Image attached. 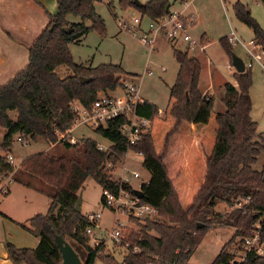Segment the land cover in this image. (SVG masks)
<instances>
[{"label":"trees","instance_id":"16d2710c","mask_svg":"<svg viewBox=\"0 0 264 264\" xmlns=\"http://www.w3.org/2000/svg\"><path fill=\"white\" fill-rule=\"evenodd\" d=\"M56 1V12L48 14L46 26L28 48L27 64L0 86V127L5 130L0 142V177L14 172V166L7 161L14 134L56 142V132L66 131L74 120L69 103L78 100L89 106L98 91H114L125 73L117 64L76 63L69 51V44L79 42L92 28L104 31V21L94 7L96 0ZM120 3L137 7L142 15L153 20L169 13L172 6L167 0H148L140 5L131 0ZM234 12L251 28L253 42L264 50V31L247 6L237 1ZM68 15L79 16L80 21L71 22ZM86 20L90 21L89 26ZM223 42L228 47L225 38ZM172 53L178 71L163 115L146 100L137 105L136 113L149 118L151 128L132 147L142 153V166L149 173L148 182L141 186L139 201L155 207L158 216L164 219L148 220L142 230L131 234V245L122 264H189L192 251L212 226L234 229L212 264H264V255L253 251L237 262L228 248L236 238L240 243L244 236L252 234L258 222V234L264 241V161L260 168H255L258 156L264 153V137L256 139L257 123L250 115L251 73L247 68L234 73L239 87L224 84L221 100L225 109L217 112L213 96L198 89L199 60L176 46L172 47ZM63 65L70 74L61 77L56 68ZM79 76L92 79L82 84ZM124 121L115 117L94 129L98 136L112 143L107 151L98 150L97 141L82 138L73 144L63 143L79 155L65 157L39 151L22 159L21 171L49 186L50 190L42 188L41 192L50 203L46 213L35 214L26 224H20L38 237L35 248L6 242L8 257L14 264H58L61 261L55 242L58 234L67 238L74 249V245L85 249L84 264H94L97 257L105 264H117L113 257L100 255L102 244L89 245L85 233L89 224L86 216L75 210V203L88 178L102 190L131 191L127 183L113 178L106 169L108 162H120L125 155L127 147L119 130ZM168 170L177 185H173ZM244 199L247 202L229 213L215 210L219 203L233 205ZM132 246L139 251L133 252Z\"/></svg>","mask_w":264,"mask_h":264},{"label":"rangeland","instance_id":"374dc122","mask_svg":"<svg viewBox=\"0 0 264 264\" xmlns=\"http://www.w3.org/2000/svg\"><path fill=\"white\" fill-rule=\"evenodd\" d=\"M133 3L135 0H131ZM140 4H144L148 0H136ZM174 10L190 13L195 18V23L191 29V34L196 39L203 37L201 44L204 47L198 46L193 49H187L186 45L181 42H173V44L165 41L157 36L155 40L154 50L150 51L146 46L140 43L141 31L147 29L150 18L138 10L133 5L123 6L120 0H96L94 7L96 12L104 21V31L92 28L79 42H72L69 44V51L76 63H82L85 66H97L99 64H117L125 71L121 77L129 82H134L140 87V94L144 100L153 103L160 111L165 109L169 97L170 86L175 80L177 72V63L173 57L172 47L176 46L179 49L187 50L190 56L197 58L201 65L198 89L205 94L213 96V108L217 112H223L225 106L222 102L224 93L223 86L226 82L239 87L237 80L234 77L236 72L234 68L229 69L228 65H232V54L238 56L244 64L250 60L245 46L250 41L251 47L254 45L253 32L251 28L235 16L234 5L239 1L246 5L250 11L251 16L258 22L264 31V3L261 0H190L187 7L181 4L180 0H167ZM189 1V0H188ZM189 15V14H188ZM142 17V22L139 27H134L131 31H126L120 27L118 22L130 23L133 26L134 18ZM67 19L71 22H79L80 17L76 15H68ZM85 24L89 26L90 21L86 20ZM142 29V30H141ZM231 30H234L238 43H229L227 37ZM6 31H0V40L7 39ZM223 38L228 43V47L223 44ZM258 49V47H256ZM26 63L28 62V54H26ZM9 70L12 68L9 66ZM249 69L251 73L252 84L249 90L251 97V118L257 123V132L259 136L264 137V69L258 63H253ZM59 76L63 77L70 74V70L66 66H59L56 68ZM150 72V73H149ZM5 72L1 74V80H4ZM0 81V85L4 84ZM112 92V91H111ZM103 93L98 91L97 94ZM110 93V92H109ZM113 95L121 96V87L117 86L113 91ZM10 116L15 117L14 112H10ZM4 129L0 127V142ZM76 139L90 138L98 142H105L103 138L94 132V128L78 127L73 131ZM19 134L13 135L12 147L10 152L13 154L14 172L11 174L18 175L21 171L19 162L39 151H45L52 155H62L65 157H72L79 155V152L72 148H66L63 143L50 144L42 137L36 136L34 139H29L27 144L20 145ZM264 161V153L258 156L255 168H260ZM141 158L129 154L126 158L121 159L120 162L114 164L112 177L118 178L122 175L124 167L127 169L126 175L130 176V182L133 187H136L139 180L131 178L129 171L136 170L141 176L147 177L148 171L143 168ZM169 171V170H168ZM173 185H177L174 176L168 173ZM28 177L38 185H42L43 190L49 189V186L42 182L39 178L28 175ZM121 179V178H120ZM16 180L10 183V188L13 190ZM35 186V185H34ZM39 197L43 202H36V209L33 214H44L48 209V197L40 192ZM3 196L2 193H0ZM81 196V210L83 215L90 213L101 212L102 216L99 220V227H92L94 238L88 236L89 245L93 247L95 241L102 244L101 256L113 257L117 264H122V258L125 253L124 248H119L116 243L109 236V232L113 228L112 212L104 205L102 201V189L91 178L86 179L79 194ZM238 202V201H237ZM225 205L219 203L215 210L219 213H229L237 206ZM121 221L126 226L124 236L126 241H131L132 233H137L143 229L146 221L152 219H126L123 215H118ZM163 221L162 216L156 217ZM155 218V219H156ZM154 219V218H153ZM154 234L152 230H149ZM234 229L232 227L212 226L207 230L198 246L192 251L188 260L189 264H212L215 256L219 252L222 245L227 242L232 236ZM251 235V232L249 233ZM68 242L69 240L65 238ZM102 239V241H100ZM238 239L236 238L231 244H228L230 251L235 252L238 248ZM80 259H85V249L81 246L74 245ZM237 254V253H236ZM94 264H105V262L97 257Z\"/></svg>","mask_w":264,"mask_h":264},{"label":"built area","instance_id":"2783aa9c","mask_svg":"<svg viewBox=\"0 0 264 264\" xmlns=\"http://www.w3.org/2000/svg\"><path fill=\"white\" fill-rule=\"evenodd\" d=\"M181 4L185 7L191 2L190 0H180ZM142 22V17L134 18L133 26L130 23L118 22L120 27L126 31H131L134 27H139ZM195 23V18L192 15H188L182 11L170 10L169 13L159 17L155 20L150 19L147 29L141 31V36L139 38L140 43L146 46L150 51L154 50L155 40L157 36H160L167 42H181L186 45L187 49H193L198 46L201 48L200 39H196L191 34V29ZM227 40L229 43H238V37L234 30H231ZM252 41H250L245 46L246 52L250 58L247 64H244L246 68H251L253 63H258L262 69H264V50L256 45L251 47ZM258 47V49H256ZM229 69L234 68L232 65H228ZM235 70V69H234ZM150 73V72H149ZM121 87V96L113 95L110 93L97 94L94 101L89 106H84L78 100H73L69 103L70 110L74 114V120L71 126L63 132H56V142L46 140L50 144L54 143H70L76 142V137L73 131L78 127H89L98 128L99 126L105 125L109 120L115 117H122L125 119L124 123L119 128L121 135L125 139L126 152L123 158L129 156V154H134L141 158L142 153L137 150H133V146L136 145L141 137L145 135L151 128V120L144 116L138 115L136 113V107L144 102L141 94L140 87L134 82H129L125 78L121 77L118 83ZM161 116L162 111L158 110ZM21 137V136H20ZM29 141V138H20L19 144L25 145ZM111 142L106 141L101 143H96V147L100 151H107ZM13 154L7 155V161L16 166L13 160ZM142 164V162H141ZM114 164L108 162L106 164V169L112 174ZM127 169L124 167L122 175L116 179L121 182H125L130 186V190L120 188L117 193H112L108 190H102V201L104 205L112 212L113 215V228L109 232L110 238L114 243L117 244L119 248H124L125 253L129 251L130 241L125 240L124 230L126 226L124 222L118 217V215H123L126 219H153L158 217V211L155 207L148 203H140L139 198L134 194L135 189H141L144 183H147L149 176L144 177L136 170H131V178L139 180L136 187H133L130 182V176L126 175ZM121 178V179H120ZM12 182L11 174L5 177H0V193L5 194L8 192L9 184ZM248 199L242 200V202H247ZM236 205V204H235ZM241 202H237V206H240ZM88 221V226L85 228V233L88 236L94 238V233L92 227H99V220L101 219V212L90 213L85 215ZM255 229L251 235L244 236L240 243H238L237 251L233 252L234 260L237 262L243 261L245 255L248 252H255L258 255H264V241L261 240L258 230L260 228L259 222L256 223ZM102 241V239L100 240ZM100 244L99 242L94 243L93 247ZM132 251L137 252L139 248L137 246H132ZM237 253V254H236Z\"/></svg>","mask_w":264,"mask_h":264},{"label":"crops","instance_id":"0c3cea01","mask_svg":"<svg viewBox=\"0 0 264 264\" xmlns=\"http://www.w3.org/2000/svg\"><path fill=\"white\" fill-rule=\"evenodd\" d=\"M56 9V0H0V31L4 29L7 37L4 41L0 40V77L5 72L4 80L0 78V81L7 82L27 64L25 56L28 54V48L46 26L48 14H54ZM170 10H173L172 6ZM204 36H201V42ZM202 47L204 45L201 44ZM17 174L11 177L12 182L15 177L19 179L15 182L14 189L12 190L9 184L8 192L0 195V264H14L8 257L6 242L26 248H35L39 243L38 237L23 229L20 224H26L28 219L36 214H33L36 202H43L38 195L41 194L42 185L34 183L22 171Z\"/></svg>","mask_w":264,"mask_h":264},{"label":"water","instance_id":"95a60500","mask_svg":"<svg viewBox=\"0 0 264 264\" xmlns=\"http://www.w3.org/2000/svg\"><path fill=\"white\" fill-rule=\"evenodd\" d=\"M134 4L140 5V3L136 0L134 1ZM65 30H67V28H65ZM231 62H232V66L234 67L237 73H242L245 71L244 62L238 56L232 54ZM91 79H92L91 77H85V76L78 77L79 82L82 84L90 82ZM133 192L136 195V197L138 198L142 197L141 189H135ZM81 200H82L81 196L78 195L77 201L75 203V210L78 212H80L81 210ZM55 242L61 253V261L58 264H84L83 261L80 259L79 255L77 254V252L75 251V249L64 238L63 235L61 234L56 235Z\"/></svg>","mask_w":264,"mask_h":264}]
</instances>
